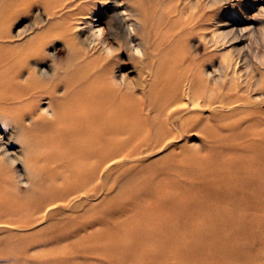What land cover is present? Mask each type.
<instances>
[{
	"label": "bare ground",
	"instance_id": "bare-ground-1",
	"mask_svg": "<svg viewBox=\"0 0 264 264\" xmlns=\"http://www.w3.org/2000/svg\"><path fill=\"white\" fill-rule=\"evenodd\" d=\"M85 1L0 0V121L6 122H0V185L7 186L0 194V234L5 235L0 246L18 249L0 252V261L23 260L21 233L36 229L57 212L70 215L66 211L72 214L91 198L102 197L116 169L133 168L138 154L146 152L148 157L156 148L169 150L179 144L176 139L201 132L237 144L244 136L261 135L262 139L252 147V157H227L233 144L223 146L222 154L214 151L217 155L207 150L190 157L183 149L176 160L189 171L180 173L188 184L192 179L187 176L196 174L200 196L183 187L166 193V209L174 218L162 217L159 225L134 237L132 229L124 230L121 239L108 234L106 243L118 246L106 250L105 257L114 264H127L133 255L147 259L146 264H166L164 259L171 253L177 264L264 260V249L254 248L264 240V126L254 124L252 130L226 136L211 133L219 104L231 116L250 110V100L239 93L250 86L247 80L240 85L229 82L228 91H221L192 53L202 44L210 42L212 47L219 42L214 23L209 19L202 27L201 14L186 2L158 10L157 0H124L127 17L112 18L108 33L99 34L93 31L94 15L82 6ZM115 3L118 6L121 1ZM31 6L37 8L31 25L11 33L18 14ZM136 19L138 27L133 25ZM233 33L226 30L222 36ZM196 35L204 41L191 46L190 39ZM58 38L60 48L54 45ZM115 44L121 51L113 54ZM59 52L65 53L64 59L57 58ZM121 54L133 69L120 75ZM224 65L233 67L229 62ZM133 72L136 85L128 79ZM201 104L210 113L207 119H202ZM142 164L130 175L137 177L151 169L149 159ZM22 184L37 195L21 200ZM140 188L151 192L148 183ZM128 189L117 186L110 194L121 195ZM161 225L171 233L154 236L152 231ZM95 237L87 236L77 244L91 251ZM201 239L206 250L187 253L185 248Z\"/></svg>",
	"mask_w": 264,
	"mask_h": 264
},
{
	"label": "rangeland",
	"instance_id": "rangeland-1",
	"mask_svg": "<svg viewBox=\"0 0 264 264\" xmlns=\"http://www.w3.org/2000/svg\"><path fill=\"white\" fill-rule=\"evenodd\" d=\"M108 1L109 3L106 4L103 1L100 3H93L91 0L82 2V6L85 10H89V12L94 15L93 18H91L93 20V31L99 34L108 33L110 20L112 18L119 21L123 16L127 17L125 15L126 6L123 4L124 0H120L121 4L118 6H115V0H107V2ZM156 2L161 4L157 7L158 10L165 8L166 4H177L180 6L186 2L189 6L198 10V14H201L199 24H201L202 27L210 23V20L211 23H214L212 26L216 29L219 42L216 46L212 47L210 42L207 43L206 46L202 44L203 46L201 48L192 51V53L199 59L204 68L207 69L204 70V72L208 74V76L215 78L213 80L217 82L216 87L225 92L228 91L226 86L227 83L235 82L239 84V82H245L246 80L250 86L248 89L249 91L239 92L250 100V110L245 113L240 111L235 112L232 113L231 116V114L229 115L228 112H226V109L222 111L221 105L219 104L217 106L219 114L215 116L214 119L213 117L211 119L213 120L211 124V133L226 136L241 134L239 130H252L254 124L263 127L264 0H157ZM36 14V6H31L24 12H20L17 18L18 21L12 25L11 33H16L23 27L31 25ZM133 25L138 27L139 24L137 19L133 21ZM212 28L211 30H213ZM251 28L253 29L252 31H254L253 33L250 31ZM244 29L247 30H245L242 35L241 32ZM226 30H232V32H234L233 35H227L226 37L222 36ZM84 32L86 33V31ZM237 34L238 38L235 39V35ZM124 35H126L127 38L128 31L125 30ZM210 35L208 34L206 36L207 42L211 38ZM202 39L204 38L197 35L193 36L190 39V45H197L200 41L203 43L204 40ZM61 43L62 41L60 38L54 41V45L58 48L61 47ZM232 46L236 47V49ZM113 48V54L121 51L116 44L113 45ZM213 48H215V50ZM64 57L65 53L62 52H59L57 55L58 59H64ZM119 58L121 59L118 60L117 67L121 70L118 69L120 75L133 69L130 61L126 60V56L121 54ZM226 62L231 63L233 67L225 68L224 63ZM122 64L124 65L122 66ZM234 69L237 75L234 74ZM250 70L252 72H250ZM222 74H228L227 79H218ZM128 79L131 82L133 81V85L137 84V78L134 72L128 75ZM231 92H236V90H232ZM200 107L205 109L206 105L201 104ZM209 114L208 110H203V112H201L202 119H207ZM235 125L236 127H234ZM261 139V135H256L253 139H251V137L248 139L244 136L239 140L240 144H237L233 143L232 140L225 141L221 138L211 137V134L208 136V134L201 132L188 135L184 139H176L179 144L173 146L169 150L165 151L156 148L151 150V154H149L148 157H145L147 156L146 152H142L136 156L137 159L133 168H129L127 165L116 169L115 176L106 181V186L104 187L106 189H103L102 197H100V194V198H91L86 207H80L72 214L70 211H66V213L70 215L57 212L52 217L45 219L36 229L21 233V237L25 241V244L19 251L24 250L22 253L24 259L0 261V264H114V261L105 257L104 252L106 250H116L118 243H106L105 240L109 239L107 236L108 234H113V236H115L112 239H121L124 230L132 229L131 231L133 232L131 236L134 237L139 231L145 230V228L149 226L153 228L157 224L159 225L162 217L164 220L166 218H174L172 213L170 214L167 212L170 210L166 209L167 201L165 196L167 195L166 193H172L178 188L183 187L189 189L194 195L200 196L202 192L201 185H199L200 179L196 177V174L187 176L192 179V182L188 184L182 178V176L184 177L186 175L183 172L180 173V171H189L187 170V166L181 168V163L176 160V155H181L183 149L187 151L186 154L188 156L196 157L204 154L207 150H209V152L212 151L214 153L215 151L217 154H222V150L224 149L223 146L229 147L233 144V151L227 157H242L244 156L243 154L252 157L255 154L252 147ZM222 156L225 155H221L220 157ZM144 159L145 161L149 159L151 169L137 177L131 176L130 172L142 166V160ZM144 183L151 185V192H146L144 190L140 191V187ZM117 186L129 187V189L121 195L110 194ZM6 189L7 186L5 184L0 185V194L2 191H6ZM29 189L30 187L27 185H21V192L19 193L20 195L23 194L21 200H26L27 198L37 195L34 191H28ZM15 195L17 196V194ZM16 196L15 198H17ZM165 222H167V220ZM169 230L171 233V229L168 226L164 227V225H161L152 232L154 236L158 237L161 232H169ZM224 234L226 235L227 233ZM91 235H96L94 241L98 239L93 244V250H85L82 248L81 244H77L82 238ZM153 235H151V248L156 246L154 242L155 237ZM4 236V233L2 235L0 234V239ZM194 237L198 238L199 235H195ZM53 238L55 239L50 241ZM254 248L255 251L264 249V240H260L258 243L256 242ZM185 250L187 253H194L195 251L201 252L206 250V243L201 239L197 244H192L189 246V249L185 248ZM12 251L16 252L18 249L13 248V246H0V252L5 253ZM137 259L140 260V264L147 263V259H141L136 255H133L126 262L127 264H136ZM164 260L166 264L178 263L174 253L167 255ZM261 260L262 259L258 258L255 264H264V260ZM212 262V264H215L214 260ZM151 264L156 263L151 261ZM192 264H198V261H194ZM240 264H243V261H241Z\"/></svg>",
	"mask_w": 264,
	"mask_h": 264
},
{
	"label": "clouds",
	"instance_id": "clouds-1",
	"mask_svg": "<svg viewBox=\"0 0 264 264\" xmlns=\"http://www.w3.org/2000/svg\"><path fill=\"white\" fill-rule=\"evenodd\" d=\"M50 56H55V54L53 53ZM40 74H47V75H49L48 72H46V71H42ZM51 75H53V73ZM51 75H49V76H51ZM0 122H5V121H0Z\"/></svg>",
	"mask_w": 264,
	"mask_h": 264
}]
</instances>
